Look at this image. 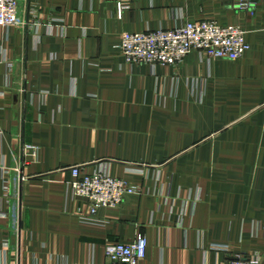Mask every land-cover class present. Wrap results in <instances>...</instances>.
Segmentation results:
<instances>
[{
  "label": "crops",
  "instance_id": "crops-1",
  "mask_svg": "<svg viewBox=\"0 0 264 264\" xmlns=\"http://www.w3.org/2000/svg\"><path fill=\"white\" fill-rule=\"evenodd\" d=\"M242 1L21 0L26 27L0 28V264H107L139 235L140 264H264V0ZM208 20L250 50L168 67L119 50ZM75 166L140 191L91 217Z\"/></svg>",
  "mask_w": 264,
  "mask_h": 264
},
{
  "label": "built area",
  "instance_id": "built-area-1",
  "mask_svg": "<svg viewBox=\"0 0 264 264\" xmlns=\"http://www.w3.org/2000/svg\"><path fill=\"white\" fill-rule=\"evenodd\" d=\"M20 3L21 0H0V28L26 27ZM240 6L254 10L250 0H243ZM123 10L121 5L118 6L119 15ZM246 34L239 25L221 26L213 20L187 22L173 29L123 34L119 50L129 65L174 66L194 52L208 60L236 61L250 50ZM84 167L71 169L75 179L71 190L75 198L88 200L91 217H96L101 210L119 208L126 198L140 191L128 181L103 170L88 173ZM147 248V240L142 235L130 244H109L106 247L107 264H140L146 258ZM223 264H262V258L238 255Z\"/></svg>",
  "mask_w": 264,
  "mask_h": 264
},
{
  "label": "water",
  "instance_id": "water-1",
  "mask_svg": "<svg viewBox=\"0 0 264 264\" xmlns=\"http://www.w3.org/2000/svg\"><path fill=\"white\" fill-rule=\"evenodd\" d=\"M251 2L257 1V0H250ZM81 200V199H80ZM84 201L88 202V200L84 199Z\"/></svg>",
  "mask_w": 264,
  "mask_h": 264
}]
</instances>
